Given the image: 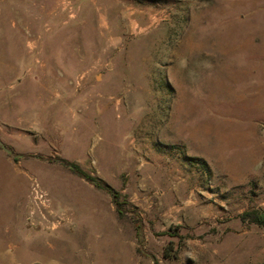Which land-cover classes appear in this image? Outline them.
<instances>
[{
    "label": "rangeland",
    "instance_id": "rangeland-1",
    "mask_svg": "<svg viewBox=\"0 0 264 264\" xmlns=\"http://www.w3.org/2000/svg\"><path fill=\"white\" fill-rule=\"evenodd\" d=\"M0 140V264H264V0H0Z\"/></svg>",
    "mask_w": 264,
    "mask_h": 264
},
{
    "label": "trees",
    "instance_id": "trees-1",
    "mask_svg": "<svg viewBox=\"0 0 264 264\" xmlns=\"http://www.w3.org/2000/svg\"><path fill=\"white\" fill-rule=\"evenodd\" d=\"M73 169L79 176L90 181L96 187L102 188L106 190L108 193H110V195L113 197L114 202L118 204V197H119L118 191L114 190L111 186L104 183L100 178L85 173L83 170H81L75 165H73ZM240 218L243 221L253 222L264 228V211L262 210L252 209V210L244 211L241 213Z\"/></svg>",
    "mask_w": 264,
    "mask_h": 264
},
{
    "label": "water",
    "instance_id": "water-1",
    "mask_svg": "<svg viewBox=\"0 0 264 264\" xmlns=\"http://www.w3.org/2000/svg\"><path fill=\"white\" fill-rule=\"evenodd\" d=\"M0 146L5 150L7 151L8 153H11L12 151L7 149L6 146L4 145V143L0 140Z\"/></svg>",
    "mask_w": 264,
    "mask_h": 264
}]
</instances>
